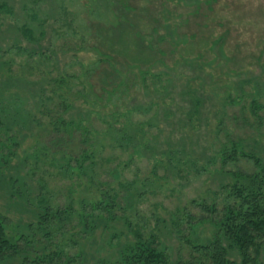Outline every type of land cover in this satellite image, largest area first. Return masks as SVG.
<instances>
[{
	"label": "rangeland",
	"instance_id": "rangeland-1",
	"mask_svg": "<svg viewBox=\"0 0 264 264\" xmlns=\"http://www.w3.org/2000/svg\"><path fill=\"white\" fill-rule=\"evenodd\" d=\"M4 1L13 12L3 13L0 17V62H9L17 73L15 78L19 80L18 77L21 76L24 82L13 80L10 88L5 91V87H2V91L6 95L11 92L21 97L20 100H24L25 108L30 110L31 114L30 123L22 125L17 122L25 120L28 115L24 113L15 116L17 124H11L9 137L5 134L3 138L7 146H3L0 151V211L12 220L13 225L22 226L21 230L25 234L29 233L26 225L38 221L35 204L37 197L41 195L50 199L53 206L65 208L71 204L75 212L69 219L61 222L52 220V228L47 236L42 235L36 225H33L37 235L35 241H32L30 254L1 264H23L31 260L30 258L33 260L37 254L52 255L57 252L60 255L54 256V264H68L69 259H74V264H97L99 256H108L113 250L109 246L108 235H102L100 228L93 237L84 232L78 212L81 208V198L96 194V187H90L89 191L78 183L76 177H68L57 165L49 163L54 155L60 158V155L54 154L51 149L54 145L51 140L56 138V133L48 124L49 118L34 107L35 98L31 96V90L38 88L32 82L42 76L40 73H44L36 69L37 62H55V66L59 63L58 65L70 74L80 75L82 63L89 65L102 56V53L98 54L92 49L100 44L93 39L91 31L88 32L89 35L86 33L87 37L82 41V20L92 26L97 24V19L94 18L98 17L99 12H103L110 20L115 21L116 12H121L124 8L125 13H135L138 18L134 17L132 20L137 28L131 26L123 32L124 39H127L124 44H127L129 49L122 46L123 53L127 55L119 56L123 61L121 63L135 68L138 66L140 71L143 68L152 74H179L175 80L179 87H192L198 94L199 91L204 92L207 98L203 108L204 114L198 123V120L191 118L187 110L190 102L186 99L182 101L178 88L174 86V91L170 94L172 97H166L169 108L174 101L172 115L168 119L163 116L152 119L155 110H146L142 117L136 118L153 122L146 130L152 138L150 146L155 148L153 151L157 156L153 157L149 149L145 152L148 156L126 165L129 161L127 153L119 149H109L112 162L107 166H115L120 162L123 177L122 181L117 178L113 180L107 173L105 177L115 188L125 179L137 180L143 193L138 194V211L131 213L133 220L142 224L146 222L152 227L158 223L163 229V241L172 249L173 259L177 260L181 255L183 260L187 259L190 253L187 238L207 240L213 233V226L206 222L197 226L196 234L192 235L188 219L182 216L185 219H181L183 224L179 227L183 233L177 236L171 229L175 222L173 213L184 211L185 215L188 213L193 216H211L203 212L197 203H215L218 209H221L226 199L221 185L232 182L230 176L219 175L221 172L217 169L221 171L220 161L207 164L208 160L216 157L224 144L236 140L243 144L247 152L261 156L264 161V0ZM108 1L113 2L111 7ZM86 3L88 6L83 8ZM32 10L39 11L40 21L28 18ZM56 17L59 19H55ZM65 21L71 24H65ZM23 24H31L35 29L42 25L36 33L39 34L38 31L43 29L45 37L41 38L40 43L30 42L21 32ZM60 28L62 32L59 31ZM136 30L146 32L142 34L144 41L141 46L131 38L130 32ZM92 32L95 34L96 28ZM101 50H109L108 52L114 55L106 46L101 47ZM42 53L48 58L40 59ZM190 64L197 67H189ZM41 67L44 69V66ZM5 69L6 67L0 70V84L3 82L1 73H4ZM55 75L58 76L56 73ZM94 81L98 84L99 80ZM76 84L80 88L81 83ZM148 84L153 85L150 80ZM100 86L101 84H98L97 88ZM152 93L155 91H150L147 86L138 85L132 89L133 96L144 103ZM229 97H233L235 101L229 100ZM254 98L262 105L261 108L253 109ZM179 106H185V110ZM94 120L96 128L101 129L102 126H98V121L95 118ZM158 134L159 136L155 137ZM202 136V145L206 148V154L203 155L197 148L190 146L191 141L196 142ZM181 140L184 141L186 150L181 156L185 162L179 165L180 171L177 160H174L171 163L173 167L168 169L160 165L156 167V161L169 146L180 150L178 147ZM75 145L80 148L78 139L68 147L73 148L77 154ZM41 155L45 156L43 160ZM161 159L163 160V157ZM197 159L196 166H201V171L191 165V162ZM226 169L244 173L257 171L254 161L249 158H240L229 164ZM9 190L13 191L14 197L10 196ZM193 200L195 203H192ZM121 201L125 202V199L122 198ZM121 212L123 213V210ZM215 216L216 214L213 215ZM117 229L123 230L124 225L119 222ZM102 246L105 247L101 249ZM260 259L264 264V248L261 250Z\"/></svg>",
	"mask_w": 264,
	"mask_h": 264
},
{
	"label": "trees",
	"instance_id": "trees-1",
	"mask_svg": "<svg viewBox=\"0 0 264 264\" xmlns=\"http://www.w3.org/2000/svg\"><path fill=\"white\" fill-rule=\"evenodd\" d=\"M112 3V1L109 2L110 7ZM86 5L87 3L83 4V8ZM12 12V8L6 1H0V17L3 13ZM146 12L142 11V13ZM98 17L94 18V20L97 19V24H92V26L86 24V20H82V26H80V29L84 27L83 32L80 33L82 41L91 31V34L94 35L93 39H96L101 47L110 48L114 55L108 52L109 50L102 52L101 47L97 45V48L92 49H95L98 54L102 53V56L89 65L82 63L80 75L70 74L65 68H61L59 63L55 66V62H37L36 69H40L44 73H40L42 76L32 82L38 88L31 90V96L35 98L34 107L49 118L48 124L56 133V138L51 140L54 144L51 149L54 154L60 155V158L54 155L49 163L57 165L60 171H63V174L68 177L72 179L76 177L78 183L81 186L84 185L89 191L90 187H96V194L89 198H81V208L78 212H80V223L86 234L93 237L92 235L100 228L103 231L102 235L109 237V246L113 250L111 254L108 253V256H99L97 264H263L260 256L261 250L264 248V161L261 156L247 152L240 141L231 140L229 144H224L218 150L216 157L207 162V164H214L216 161H220L221 171L217 169L221 172L219 175L232 178L231 183L221 185L226 193L222 208L218 209L215 203L209 205L201 201L197 205L203 212L211 216H193L188 213L185 215L184 211L173 213L175 222L171 229L177 236L183 233L179 227L180 224H183L181 219H188L192 235L196 234L197 226H202L206 222L213 226V233L207 240L187 238V247L190 251L187 259L183 260V255L177 257V260L173 259L172 249L163 241V229L158 223L152 227L146 222L142 224L138 220H133L131 213L138 211L136 202L138 194L142 195L143 191L139 188L137 180L134 179L133 181L125 179L124 182H119L117 188L111 186L112 183L106 179L105 173L112 176L113 180L115 178L121 180L123 174L120 162L115 166H107L112 162V155L108 150L119 149L123 153H127L129 161L126 162V165L136 159L142 160L145 155L148 156L145 152L149 149L153 157L157 156L153 151L155 148L150 146L152 138L146 130L153 122L140 121L136 118L142 117V113L146 110L148 112L155 110L152 119H158L161 116L168 119L172 115L171 109L174 106V101L169 108L166 97H172L170 94H172L171 91H174L172 88L175 86L179 90V98L182 101L186 99L190 102L189 109H187L189 115L199 123L204 114L203 108L207 96L201 91L198 94L192 87L187 89L183 88L184 86L179 87L175 83L179 74L166 72L152 74L143 68L140 71L138 66L135 68L121 63L123 61L119 59V56L127 55V53H123L122 46L124 49L128 48V45L124 44L127 39H124L123 32L131 26L132 28L136 27L132 21L134 17L138 18L135 13L127 14L124 8L121 12H116L115 21L110 20L103 12H99ZM28 18L32 21H40L39 11H30ZM55 19H59V17ZM64 23L71 24L66 21ZM30 25L23 24L22 34L30 42L40 43L41 38L45 37V32L41 29L37 34L36 30L40 29L42 25L37 29ZM95 28L94 34L92 31ZM61 30L62 28L59 31L62 32ZM152 30L155 29L152 28ZM134 32H130L131 38L141 46L144 41L142 34L146 32L142 33L137 30ZM42 58L45 60L48 56L42 53L40 59ZM41 66H44V69ZM4 67H6V73L4 71L6 76L4 77V73H1L3 82L0 84V151L3 146H7L3 138H5V134L8 136L9 130L12 128L11 124H29L31 114V111L25 108L24 100H20L21 97L11 92L6 95L2 91V87H5V91L10 88L9 85L13 80L24 82V78L21 76L18 77L19 80L15 78L17 73L9 62H0V70ZM189 67L195 69L197 66L190 64ZM97 79L99 80L98 84H101L99 89L97 82L94 81ZM148 80L151 81L152 86L148 84ZM79 82L81 83L80 88L76 84ZM138 85L147 86L150 91H155L148 96L146 103L138 100L132 94V89ZM153 96L155 97L152 98ZM228 99L235 101L233 97ZM179 107L185 110L183 108L185 106ZM252 107L259 109L262 105L254 98ZM24 113L28 115V118L16 123L15 116H21ZM94 118L98 121V126H102L101 129L96 128ZM158 136L159 134L155 137ZM77 139L80 148L75 145V149L78 150L76 154V151L68 145L74 140L76 143ZM202 140L203 136L196 142L191 141L190 146L197 148L203 155L206 148L202 145ZM184 144V141L181 140L178 147L180 150H174L172 146H169L156 161V167L160 165L168 169L173 167L171 163L177 160L178 171H180L179 165L185 162V159H181L183 151L186 150ZM44 157L41 155L42 160ZM164 157H167V161ZM240 158L252 159L257 171L244 173L226 169L229 164ZM1 159L4 158L1 157ZM197 161L198 159L192 161L191 165L197 168ZM189 165L188 167H190ZM197 169L201 171V166ZM153 171L156 172V170ZM9 191L10 196L14 197L13 191ZM122 198L125 199V202L121 201ZM50 202L51 200L46 196L37 197L35 213L38 221L26 225L29 228L27 234L21 230L22 226L13 225L12 220L0 211V264L30 254L32 241H35L37 235L33 225H36L42 235L47 236L52 228V220L56 219L61 222L64 219H69L75 212L71 204L61 208L53 206ZM192 203H195V200ZM215 214L216 216L213 217ZM119 222L124 225L125 230L117 229ZM162 222L165 223V221ZM105 246H102L101 249ZM82 253L84 252L82 251ZM58 255H60L59 252L52 255L37 254L33 260L30 258L31 260L23 264L27 262L54 264V256ZM70 261L73 263L74 259H69L67 263L69 264Z\"/></svg>",
	"mask_w": 264,
	"mask_h": 264
}]
</instances>
